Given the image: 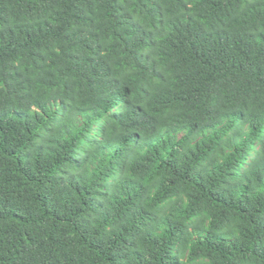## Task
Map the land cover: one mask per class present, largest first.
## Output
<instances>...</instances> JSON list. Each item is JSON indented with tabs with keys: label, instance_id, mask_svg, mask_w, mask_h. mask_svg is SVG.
Instances as JSON below:
<instances>
[{
	"label": "trees",
	"instance_id": "1",
	"mask_svg": "<svg viewBox=\"0 0 264 264\" xmlns=\"http://www.w3.org/2000/svg\"><path fill=\"white\" fill-rule=\"evenodd\" d=\"M0 264H264V0H0Z\"/></svg>",
	"mask_w": 264,
	"mask_h": 264
}]
</instances>
